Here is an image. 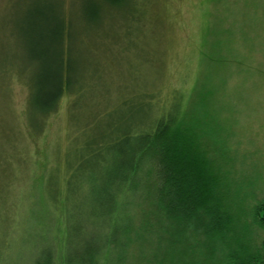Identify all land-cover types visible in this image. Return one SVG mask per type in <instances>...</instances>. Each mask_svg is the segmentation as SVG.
I'll use <instances>...</instances> for the list:
<instances>
[{
  "label": "rangeland",
  "instance_id": "rangeland-1",
  "mask_svg": "<svg viewBox=\"0 0 264 264\" xmlns=\"http://www.w3.org/2000/svg\"><path fill=\"white\" fill-rule=\"evenodd\" d=\"M44 8L54 11L46 19L61 30L72 84L55 111L40 115L29 83L43 69L36 53L42 30L31 24L33 11ZM199 93L219 100L209 120L222 127L233 211L244 213L242 222L259 243L264 228L254 209L264 200V0H0V264H36L47 242L55 238L62 246L65 206L54 207L48 193L64 198L67 190H99L101 181L75 185L80 160L88 166L108 159L99 166L104 177L122 133L133 135L174 99H181V113ZM148 187L139 183L124 192L119 215L139 223L146 214L157 226L158 187ZM84 223L80 235L87 238L94 227Z\"/></svg>",
  "mask_w": 264,
  "mask_h": 264
},
{
  "label": "trees",
  "instance_id": "trees-1",
  "mask_svg": "<svg viewBox=\"0 0 264 264\" xmlns=\"http://www.w3.org/2000/svg\"><path fill=\"white\" fill-rule=\"evenodd\" d=\"M121 1L105 0L113 5ZM48 11L54 14L51 8L33 11L35 21L31 24L33 31L37 32V27L42 30V46L36 53L42 58L43 69L29 83V99L40 115L55 111L72 84L69 61L58 43L61 30L46 19ZM180 100L174 99L158 117L137 125L133 135L121 134V148L104 177L99 166L108 159L88 166L86 160L77 163L75 185L95 186L101 181L99 190H67L64 198L48 193L54 207L65 206L66 228L62 246L55 238L47 242L36 264H264V239L252 241L249 224L242 222L244 213L233 211L236 198L229 195L230 171L221 157L222 127L209 120L211 113H217L218 98L210 93L195 94L193 104L181 113ZM201 108L207 113L198 116ZM105 148L104 152L110 153ZM139 183L140 188H149L148 184L158 187L157 226H151L146 214L138 216L143 220L135 223L131 216L124 218L118 213L120 197ZM254 211L264 228V200ZM84 219L94 227L87 238L80 235Z\"/></svg>",
  "mask_w": 264,
  "mask_h": 264
}]
</instances>
